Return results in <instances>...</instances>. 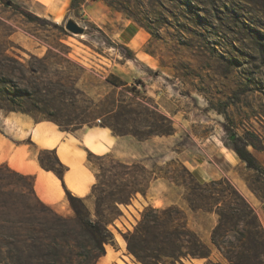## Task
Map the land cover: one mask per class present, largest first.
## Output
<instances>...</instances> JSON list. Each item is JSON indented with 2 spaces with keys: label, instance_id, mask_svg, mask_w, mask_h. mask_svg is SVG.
<instances>
[{
  "label": "rangeland",
  "instance_id": "obj_1",
  "mask_svg": "<svg viewBox=\"0 0 264 264\" xmlns=\"http://www.w3.org/2000/svg\"><path fill=\"white\" fill-rule=\"evenodd\" d=\"M13 1L35 17L0 2V109L20 108L66 130L113 124L148 154L137 159L146 168L177 158L199 181L227 177L264 210L247 186L264 195V182L233 153L226 131L259 134L260 149L248 148L264 166V0ZM69 18L82 34L65 29ZM132 24L135 31L122 43ZM110 65L128 76V85L111 87L97 75ZM155 113L171 120L173 134L147 135L150 124L162 125ZM91 159L97 172L98 160ZM136 183L144 185L138 168ZM186 192L157 179L145 196L137 192L120 204L121 214L108 226L113 241L105 244L107 257L96 264L110 262L120 246L126 249L123 234L148 204L179 205L189 227L210 243L216 215L190 212ZM86 204L93 213V198ZM49 208L23 179L0 167V264H87V250L64 241V219L72 215L67 199L65 208ZM212 259L227 264L215 248Z\"/></svg>",
  "mask_w": 264,
  "mask_h": 264
},
{
  "label": "trees",
  "instance_id": "obj_2",
  "mask_svg": "<svg viewBox=\"0 0 264 264\" xmlns=\"http://www.w3.org/2000/svg\"><path fill=\"white\" fill-rule=\"evenodd\" d=\"M79 1L70 0V5ZM0 2L28 18L35 17L13 0ZM8 110L27 112L11 106ZM111 113L112 109L106 112L108 115ZM156 115L162 125L153 128V124H150L147 135L173 134L171 120L163 114ZM53 121L62 128L61 123ZM103 126H108L114 135L126 134L113 124ZM226 131L230 147L237 157L245 163L246 168L253 171L258 180L264 182V166L248 148L250 146L255 150L260 149V135L249 131L242 135L227 129ZM45 154L50 156L46 158ZM87 154L90 162H93L92 157L98 160L95 164L98 170L95 173V182L86 197L66 191L72 215L64 219L66 227L64 241L68 244L72 241L77 246L82 245L89 257L87 264H96L105 254V244L113 241V234L108 226L121 214L119 205L130 203L137 192L145 196L151 183L156 179H164L177 187H184L187 192L183 200L187 204V209L192 213H214L216 223L210 232V243H206L197 231L189 227L187 213L179 205L172 203L157 207L148 204L140 211L132 229L123 234L128 253L138 262L174 264L182 263V259L196 258L204 259L201 264H221L212 259V251L215 248L227 264H264V227L254 207L227 177L199 181L177 158L165 161L163 166L153 161L150 168H146L141 160L126 162L109 153L95 155L87 151ZM105 160L109 161V166L105 165ZM38 161L42 167L62 178L64 166L53 151L40 150ZM0 167L23 179L27 190L37 202L51 210L36 197L31 176L15 172L5 164H0ZM136 168L141 169L143 173L144 185L141 188L136 183ZM114 169L115 173H112ZM247 186L264 201V195L259 194L258 188L251 183H247ZM87 198H93V213L86 204Z\"/></svg>",
  "mask_w": 264,
  "mask_h": 264
},
{
  "label": "crops",
  "instance_id": "obj_3",
  "mask_svg": "<svg viewBox=\"0 0 264 264\" xmlns=\"http://www.w3.org/2000/svg\"><path fill=\"white\" fill-rule=\"evenodd\" d=\"M133 27L132 24L130 30L124 31L122 43L128 42L131 33L135 31ZM103 68L104 72L99 70L97 75L106 79L111 87L122 88L128 85V76L124 72L112 70V65L108 69ZM137 148H134L129 137L114 135L108 126L83 123L73 130H66L47 117L0 109V164L31 176L36 197L57 210L66 207V191L80 197L89 194L96 171L87 159V151L97 155L109 153L128 162L148 155ZM40 150L55 153L64 166L62 178L40 165ZM254 209L264 227V210L259 207ZM118 260L124 264H141L124 246L113 251L112 259L107 264H118ZM203 261L191 258L174 264H201Z\"/></svg>",
  "mask_w": 264,
  "mask_h": 264
},
{
  "label": "water",
  "instance_id": "obj_4",
  "mask_svg": "<svg viewBox=\"0 0 264 264\" xmlns=\"http://www.w3.org/2000/svg\"><path fill=\"white\" fill-rule=\"evenodd\" d=\"M65 29L72 34H82L84 32V28L79 26L76 21L69 18L65 22Z\"/></svg>",
  "mask_w": 264,
  "mask_h": 264
},
{
  "label": "built area",
  "instance_id": "obj_5",
  "mask_svg": "<svg viewBox=\"0 0 264 264\" xmlns=\"http://www.w3.org/2000/svg\"><path fill=\"white\" fill-rule=\"evenodd\" d=\"M96 121L99 123V122H100V119H99V118H97V119H96Z\"/></svg>",
  "mask_w": 264,
  "mask_h": 264
},
{
  "label": "bare ground",
  "instance_id": "obj_6",
  "mask_svg": "<svg viewBox=\"0 0 264 264\" xmlns=\"http://www.w3.org/2000/svg\"><path fill=\"white\" fill-rule=\"evenodd\" d=\"M63 7V6H62ZM36 8V7H35ZM233 153L235 154V152L233 151ZM236 155V154H235Z\"/></svg>",
  "mask_w": 264,
  "mask_h": 264
}]
</instances>
